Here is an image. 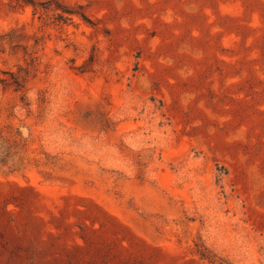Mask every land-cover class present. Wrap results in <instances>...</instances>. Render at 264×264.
<instances>
[{"label": "rangeland", "instance_id": "374dc122", "mask_svg": "<svg viewBox=\"0 0 264 264\" xmlns=\"http://www.w3.org/2000/svg\"><path fill=\"white\" fill-rule=\"evenodd\" d=\"M0 264H264V0H0Z\"/></svg>", "mask_w": 264, "mask_h": 264}, {"label": "trees", "instance_id": "16d2710c", "mask_svg": "<svg viewBox=\"0 0 264 264\" xmlns=\"http://www.w3.org/2000/svg\"><path fill=\"white\" fill-rule=\"evenodd\" d=\"M204 256V255H203Z\"/></svg>", "mask_w": 264, "mask_h": 264}]
</instances>
